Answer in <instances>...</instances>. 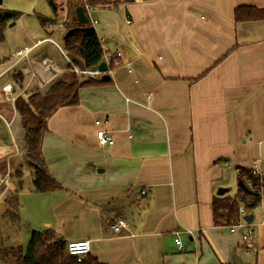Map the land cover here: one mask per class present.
I'll use <instances>...</instances> for the list:
<instances>
[{
  "label": "crops",
  "instance_id": "0c3cea01",
  "mask_svg": "<svg viewBox=\"0 0 264 264\" xmlns=\"http://www.w3.org/2000/svg\"><path fill=\"white\" fill-rule=\"evenodd\" d=\"M109 2L96 8L94 30L121 55L110 83L80 89L78 105L46 122L42 156L62 189L46 194L54 220L44 228L65 245L89 241L103 264H232L249 224L215 226L213 199L239 167L264 175V20L236 22L234 11L264 0ZM8 3L22 14L16 25L35 13L33 0ZM31 29L0 54V125L7 105L12 122L23 95H46L72 75L62 46L41 24ZM99 130L114 144L101 146ZM119 219L128 227L115 234Z\"/></svg>",
  "mask_w": 264,
  "mask_h": 264
},
{
  "label": "trees",
  "instance_id": "16d2710c",
  "mask_svg": "<svg viewBox=\"0 0 264 264\" xmlns=\"http://www.w3.org/2000/svg\"><path fill=\"white\" fill-rule=\"evenodd\" d=\"M56 9V0H50ZM92 7L111 4L109 0H86ZM69 5V18L64 24L63 50L67 55L80 59L85 70H93L103 62L104 56L99 38L90 23L80 24L75 14L78 7L84 8L83 0H67ZM116 5V4H114ZM21 13L14 10H4L0 14V44L5 40L4 31L8 24L16 22ZM50 18V17H49ZM38 16L42 27L55 23V19ZM236 22L264 20V9L255 6H241L234 11ZM68 38L66 34L71 31ZM115 68L112 66V69ZM110 83L104 80H91L79 78L72 74L69 78L59 80L46 95H23L20 114L22 128L26 142V161L34 169L33 191L36 193H49L62 189L60 184L49 174L42 156V139L47 131V120L59 109L79 104V91L82 88L100 86ZM10 110H12L10 108ZM12 116V112L10 114ZM17 172L18 179L16 190L4 199L8 207L2 214L11 222L19 221V192L23 189L24 181ZM237 178L245 188L238 187L234 195L224 194L213 199V220L217 227L231 228L240 222L239 208L244 207L250 213L252 209L261 204V191L264 190V175H259L252 168H237ZM15 264H103L96 257L88 254L79 260L70 256L63 240L51 229L43 232H32L27 250L18 255Z\"/></svg>",
  "mask_w": 264,
  "mask_h": 264
},
{
  "label": "rangeland",
  "instance_id": "374dc122",
  "mask_svg": "<svg viewBox=\"0 0 264 264\" xmlns=\"http://www.w3.org/2000/svg\"><path fill=\"white\" fill-rule=\"evenodd\" d=\"M33 1L35 2L33 6V10L35 11V13L30 15L25 20V24L18 23L16 25V22H11L8 24L5 32L6 42L0 44V54H8V50L13 48V44H16V42L21 43L25 41L26 38L28 40H31L30 38H32L31 36H33L31 29L32 25L34 26L36 23L38 26H40L39 22L36 19L37 16H44L48 18L50 17L49 19H55V23L43 28L44 30H46L47 36H53V40L56 43L60 44V47H63L62 37L64 34V28H60L59 25L64 18V11H62V7L65 8V11H67V19L69 18L70 10L69 5L67 4V0H56V9L52 6L50 0ZM23 6L24 9H27L30 4H28L27 1H23ZM9 8L10 7L8 0H3V6L0 7V11L10 10ZM24 25L29 29V33L26 34V38L22 32V28ZM56 51L59 52L58 48L56 49ZM59 54H62V56L64 57L63 53L60 52ZM15 57L17 56L13 55L12 58ZM5 96H8V98L11 99L16 96V94H12L11 89L10 91H6ZM8 103L9 102H7V104ZM19 105L22 106L21 103ZM6 112L7 121L0 125V201L3 198L5 199L16 190L18 182V179L16 178L17 172L23 174L20 179L23 178L24 186L23 189L19 192V221L13 223L7 218H4L2 214L8 207L4 204V199L0 202V264H15L18 255L21 254V252L25 254L32 232L45 231L47 228H44V220H54V217H52L51 215L52 201H47L46 199L47 197L53 198V195H46L47 193L43 194L36 193L35 191H28L31 190L30 188L33 189L32 182L34 179V169L28 164L25 158L27 150L25 135L21 126L20 115L16 111L15 118L18 117L17 123L22 128L24 143L21 147H17L16 140L13 137L11 138L12 133L10 135L8 131L7 122H11L12 119V116H10L12 110L9 109L8 105L7 109L5 110V113ZM238 183L239 181L237 178H227L225 182L226 186H220L219 188H228L232 193L235 190H238ZM260 191L262 194V202L256 208L251 210L250 213L254 215V220L251 224H249V226L247 225L253 231L252 239L254 246L250 247V242L242 240L239 245L242 258H236L232 264H264V238L262 239V236L264 235V190L262 189ZM243 227L245 228L246 226H238V228L241 230ZM243 230L245 231V229Z\"/></svg>",
  "mask_w": 264,
  "mask_h": 264
},
{
  "label": "built area",
  "instance_id": "2783aa9c",
  "mask_svg": "<svg viewBox=\"0 0 264 264\" xmlns=\"http://www.w3.org/2000/svg\"><path fill=\"white\" fill-rule=\"evenodd\" d=\"M83 2L85 5L83 8L85 15L88 18L89 23L94 28L98 23L97 19L94 17V14H95L97 7H92V6L88 5L86 3V0H83ZM63 10H64V18L61 21V24L59 25L60 28H64V24L67 21V11H65V8ZM126 22H127V24L132 23V21L128 17H126ZM99 42L101 44L102 52H103V56H104L103 62H105L106 66H107L106 72H101L98 69V67L93 69V70L81 71V69L68 58V55L62 51L66 60H68V62L71 64L70 72L72 74L76 75L79 79L86 78V79H91V80H101L103 75H105V74L110 75L113 72L112 62L115 59H119L121 55L118 52L112 53L106 47H103L102 41L100 39H99ZM23 52H24V50L19 51L17 54L21 55V54H23ZM96 124L100 125L101 122L98 121V122H96ZM97 139H98V142L101 146H111L114 144L113 139L110 137L109 133L105 130H99L97 132ZM252 169L254 170L255 173L262 176V172L259 169L258 165L253 166ZM143 195H145V192H143ZM247 214H248V212L245 210V208L243 206L239 208L240 222L237 226L232 227V229H231L232 231H234L235 228H237L238 226L242 227V226L247 225V223L243 219L244 216H246ZM127 227H128L127 223L123 219H119L116 222H114L113 224H110V229L115 234L121 233L124 229H127ZM252 235H253L252 229L248 228V230H247L246 234L243 236V238H244V240H246V241L250 242V244H252V242H253ZM175 242H176L177 246L179 247V249H182L183 245H182V241L180 239V233L179 232L176 233ZM65 246L67 249V253L70 256L77 257L79 260L85 258L90 252V242L89 241H70Z\"/></svg>",
  "mask_w": 264,
  "mask_h": 264
},
{
  "label": "water",
  "instance_id": "95a60500",
  "mask_svg": "<svg viewBox=\"0 0 264 264\" xmlns=\"http://www.w3.org/2000/svg\"><path fill=\"white\" fill-rule=\"evenodd\" d=\"M51 4H53V3L51 2ZM2 6H3V0H0V7H2ZM1 13H4V11H0V14H1ZM75 14H76V17H77L78 22H79L80 24L87 25V24L89 23V20H88V18L86 17L85 12H84V9H83L82 7H78V8H76V10H75ZM73 31H75V30H71V31H69V32L66 34L65 38H68L69 35H70L71 33H73ZM68 58H69L72 62H74V63H75L80 69H81V71H84V70H85L84 64H83V62H82L80 59H78L77 57H75V56H73V55H68ZM98 69H99L101 72H106V71H107L106 63H105V62H102V63L99 65ZM110 79H111V78H110V75H108V74H105V75L102 76V80H104V81H109ZM238 184H239V187H242V188H245V189H246V187H244V184H243L241 181H239ZM246 190H247V189H246ZM227 192H228V189H227V188H221V189L218 190L217 195H218V196H223V195L226 194ZM243 219H244V221H245L247 224H251L252 221L254 220V215H253L252 213L247 214L246 216H244Z\"/></svg>",
  "mask_w": 264,
  "mask_h": 264
},
{
  "label": "bare ground",
  "instance_id": "6f19581e",
  "mask_svg": "<svg viewBox=\"0 0 264 264\" xmlns=\"http://www.w3.org/2000/svg\"><path fill=\"white\" fill-rule=\"evenodd\" d=\"M24 52H27V50H24ZM43 62H45V61H43ZM40 65H42V64H40ZM51 82H53V81L49 80L45 88H47ZM45 88H44V90H45ZM17 121H18V117H16L15 120L9 124V128H10V131L12 133V137L16 140L17 147H21L22 144L24 143V141H23V136H22V128L18 125Z\"/></svg>",
  "mask_w": 264,
  "mask_h": 264
}]
</instances>
